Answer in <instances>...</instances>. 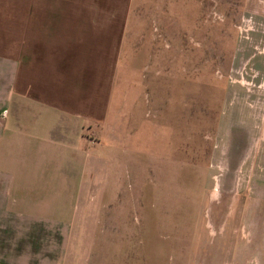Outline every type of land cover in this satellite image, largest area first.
<instances>
[{
  "label": "rangeland",
  "instance_id": "obj_1",
  "mask_svg": "<svg viewBox=\"0 0 264 264\" xmlns=\"http://www.w3.org/2000/svg\"><path fill=\"white\" fill-rule=\"evenodd\" d=\"M128 18L142 139L127 127L125 188L80 205L66 259L264 264V0H129Z\"/></svg>",
  "mask_w": 264,
  "mask_h": 264
},
{
  "label": "crops",
  "instance_id": "obj_2",
  "mask_svg": "<svg viewBox=\"0 0 264 264\" xmlns=\"http://www.w3.org/2000/svg\"><path fill=\"white\" fill-rule=\"evenodd\" d=\"M128 17L129 0H0V264H73L80 205L125 188L110 174L143 128Z\"/></svg>",
  "mask_w": 264,
  "mask_h": 264
}]
</instances>
